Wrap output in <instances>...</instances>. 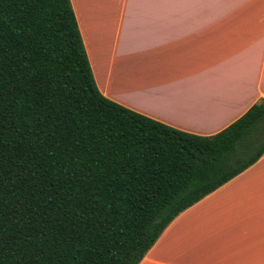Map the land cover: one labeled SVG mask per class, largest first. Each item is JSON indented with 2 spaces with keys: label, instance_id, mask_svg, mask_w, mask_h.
I'll use <instances>...</instances> for the list:
<instances>
[{
  "label": "trees",
  "instance_id": "16d2710c",
  "mask_svg": "<svg viewBox=\"0 0 264 264\" xmlns=\"http://www.w3.org/2000/svg\"><path fill=\"white\" fill-rule=\"evenodd\" d=\"M264 155V100L185 133L99 90L71 0H0V264H140Z\"/></svg>",
  "mask_w": 264,
  "mask_h": 264
},
{
  "label": "crops",
  "instance_id": "0c3cea01",
  "mask_svg": "<svg viewBox=\"0 0 264 264\" xmlns=\"http://www.w3.org/2000/svg\"><path fill=\"white\" fill-rule=\"evenodd\" d=\"M109 100L214 136L264 100V0H71ZM140 264H264V155L181 213Z\"/></svg>",
  "mask_w": 264,
  "mask_h": 264
}]
</instances>
